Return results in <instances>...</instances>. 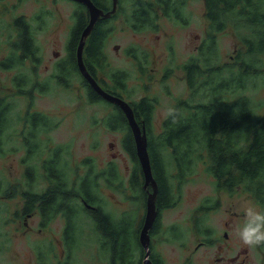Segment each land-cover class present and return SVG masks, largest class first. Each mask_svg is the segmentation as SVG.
Instances as JSON below:
<instances>
[{"label":"rangeland","instance_id":"rangeland-1","mask_svg":"<svg viewBox=\"0 0 264 264\" xmlns=\"http://www.w3.org/2000/svg\"><path fill=\"white\" fill-rule=\"evenodd\" d=\"M72 1L74 0H24L23 2L3 0L0 2V21L6 23L7 33L10 29L16 30L14 18L20 14L33 21L35 26L36 39L41 46V60L37 63L27 61L24 63L25 66L18 68V71L28 73L31 79L37 77L41 81H49V88L36 89L33 98L34 108L47 113L53 121H56L55 129L43 133V138L49 139V143L60 145L59 148L63 146V150L60 148V151L62 158H65L69 165L72 178L76 177L77 165L81 166L82 174L97 172L99 198L105 208L117 217L124 211L133 212L138 216L144 209L146 210V203L142 202L140 193L129 183L135 161L124 147L122 139L124 132L111 129L106 121L108 115L116 111V108L104 102L105 100L89 99L86 84L76 70L71 73V79L75 83L70 85L56 83L55 66L58 59L66 56L68 34L73 22L72 13L75 3ZM130 1L123 0V2ZM170 3L173 9L169 10V13H174L177 18L170 19L163 10L160 11L156 23L157 29L135 30L121 14L111 19L110 24L114 25V29L107 40L110 65L106 67L107 74L101 75L106 80V83L102 81L106 85L112 83L108 74L114 68H125L129 72V85L134 89V92L129 93L132 97L124 94L128 100L140 98L145 94L157 96L158 105L153 120L154 133L161 128L170 109L180 104L178 99L190 95L182 66L201 61L202 53H209L211 63L215 65L210 71L214 74L221 71L223 74H230L226 73L229 68L238 72L241 66L236 61V56L238 50L245 48L232 27L224 30L209 28L204 0H185V2L174 0ZM187 17L188 21L185 22ZM133 47L137 48L139 57L145 65L144 71H138L140 68L138 61L129 53V48ZM54 51L59 52L58 56H54ZM3 52H6V49ZM255 59L256 61L261 59L262 66L257 64V68L253 71L257 74L250 79L253 81L248 85L247 92L257 102V111L262 112L264 111V51L257 53ZM27 66H38V68L33 70ZM15 73V70L0 71L3 90L10 84V78ZM237 89L235 85L233 94L236 95ZM203 98L202 93L195 96V99ZM13 100L20 102V106L17 104L13 111L14 116L19 118L21 111L27 107L29 99L15 92L14 84ZM21 124L19 120L14 122L13 132L20 128ZM17 136L18 134L13 133V139L16 141ZM21 150L22 148L13 152V157L0 154V172L13 182V192L18 180H22L23 167L18 164ZM87 157L90 159L85 162ZM111 160H115V171L111 176L112 186H109L102 173L107 175L106 171L110 166L106 167V165ZM216 182V177L207 170L205 155V159L197 160L192 172L182 183L181 192L177 196L178 203L163 210V233L154 234V243L164 256V264H198L190 257L188 251V246L193 245L198 238V230L193 225L194 216L200 215L205 220L214 221L217 226L220 219H225L227 208L245 210L252 206L260 211V204L255 201L251 193L253 199L249 196L243 185L229 189L218 186ZM204 202L206 204L214 202L218 207L220 206V210L218 208V211L202 214ZM12 207L13 224L0 231V264H39L35 242L37 239L51 238V236L56 239L61 237L59 234L61 221L54 222L51 232L39 230L37 228L39 216L36 213L35 217L29 219L31 225L28 226L22 223L23 218L18 220V216L14 214V209L17 207L14 198ZM1 218L4 220L6 214L2 213ZM137 223L140 224L138 219ZM171 226L178 230L176 237L167 232ZM85 233L86 238L91 241L77 245L69 256L70 264H107L96 239L97 233L86 230ZM55 242L57 244V247H54L55 256L53 254L48 256L47 264H62L67 259L66 244L64 246L57 240Z\"/></svg>","mask_w":264,"mask_h":264},{"label":"trees","instance_id":"trees-1","mask_svg":"<svg viewBox=\"0 0 264 264\" xmlns=\"http://www.w3.org/2000/svg\"><path fill=\"white\" fill-rule=\"evenodd\" d=\"M157 1L138 0L137 2V0H131L123 2L120 0L119 2H123L126 19L135 24L138 22L140 26H146L154 25L152 10H157L159 3L162 6L167 5L163 9L164 11L169 12L173 9L170 2ZM110 3L112 2L107 4ZM205 3L210 27L214 30L232 27L242 46L245 47L238 50L236 56V61L239 62L241 68L238 72L229 68L226 73L230 74H223L222 71L214 74L213 71H210L206 74L205 80H201L196 75L201 73L199 62L208 65L209 70L215 67L211 63L209 53H202L201 61L190 62L187 65L188 81L193 90L192 99L182 100L179 107L164 119L163 131L160 134L151 130L152 118L147 119L149 122L147 125L149 130L148 151L152 172L159 188L157 206L159 212H162L165 208L178 203L177 196L181 192L182 183L192 172L197 160L205 159L206 155L207 170L216 177L218 186L232 189L235 186L243 185L258 200L262 212H264V111H257V102L247 92L248 85L253 81L250 79L257 74L253 73L257 64L262 66V60L256 61L255 55L264 51V0H206ZM86 24L88 23L85 18L79 19L76 26L72 27L67 41L68 48L73 53L72 57L75 60L73 67L77 71V49L81 32L87 26ZM104 24L105 22H102L94 29L86 48L87 64L94 73L96 70L91 62L98 63L100 67H103L101 46L105 35ZM17 25L19 26L17 33L19 36L25 37L23 46L29 50L35 49L37 44L32 40V28L29 24L24 23V16L18 17ZM21 42L22 39H20ZM66 72L67 70L61 68V75ZM207 84L208 91H205L203 87ZM235 85L238 88L236 95L233 94ZM201 90H203L205 98L195 99ZM91 94L93 93L91 92ZM152 110L153 104L147 103L146 112L149 116H151ZM33 117L36 119V114ZM120 121L128 127L123 115L120 116ZM124 144L137 159L136 141L131 132L124 136ZM89 159L87 157L85 162ZM110 167L113 168V165ZM106 172L107 175L102 173V177L112 183L110 171ZM96 175L97 172L94 174L85 173L82 176L84 182L81 184V191L86 193L91 189L93 193L99 195V177ZM143 179L144 175L137 166L132 174L131 183L136 188L135 190H140L145 194V189L141 187ZM62 189L65 199L64 209L68 215L71 208L78 207L72 198L74 186H69L66 182ZM60 191L61 188H58L51 194L49 203L43 200L39 205L40 209L44 210L47 206L53 207L54 205L55 209H58L60 199L58 193ZM31 193L34 197L32 203L26 208L27 210L32 209L36 205L38 196H41L35 191H31ZM86 197L91 200L87 194ZM202 206L206 207L207 204L204 202ZM160 223L158 216L153 227ZM97 224L100 229L98 242L107 264H132L139 259L141 255L139 227L143 223H137V216L133 212L125 213L122 219L115 221L107 209L100 207L97 213ZM76 247V240L72 235L70 240L66 241L67 259L62 264H70L69 256L72 255ZM45 249V247H37L39 264H47L48 252L53 253L51 248ZM156 264H163V262L158 259Z\"/></svg>","mask_w":264,"mask_h":264},{"label":"flooded vegetation","instance_id":"flooded-vegetation-1","mask_svg":"<svg viewBox=\"0 0 264 264\" xmlns=\"http://www.w3.org/2000/svg\"><path fill=\"white\" fill-rule=\"evenodd\" d=\"M3 0H0V2ZM24 0H16V2H23ZM71 1V0H70ZM114 2V0H91L96 7L101 10L103 13H100L98 16L94 27L92 28L91 32L89 33L85 47H84V63L93 77L97 80L100 86L105 89L106 91L121 97L125 101H127L131 107L133 108L135 118L141 127V129L149 135V130L147 125V119L152 118V122L150 124L151 130L154 129L153 120L155 117V110L158 105V98L155 95H142L140 98H133L131 101L125 97V93L129 94L134 92V89L129 85V72L127 69L122 67L114 68L109 74L108 77L112 79V83H106V80L101 77L103 73H106V67L110 65V56L107 50V40L109 35L113 32L114 25H111V19L114 18L117 14H121L124 20L129 23V25L135 29H157L156 23L157 18L159 16L160 11H162L165 6H162L161 3L158 4L157 10H152V17L154 19V25H146L140 26L138 22L136 24L133 21H129L125 17V13L123 11V2ZM174 0H163L161 2H173ZM75 3V7L73 9L72 18L73 22L70 27V32L72 27H75L78 20L81 18H85L87 23L89 24L91 18V10L87 3L74 0L72 1ZM108 2H112L107 4ZM155 2H158L155 0ZM160 2V1H159ZM185 2V0H182ZM206 2V0H204ZM116 4V5H115ZM108 15H104L108 13ZM163 13L168 16L170 19L177 18V16L168 11H164ZM169 13V14H168ZM205 13L208 20V25L210 28V21L207 16L206 10V3H205ZM168 14V15H167ZM24 16V23L27 25L29 24L32 28V40L37 44L35 49L29 50L23 46V36H19L18 29L19 26L17 25L18 17ZM3 18V17H2ZM188 21V17L185 18V22ZM102 22H105L103 25L105 27V35L102 42V56L101 59L103 61V67H100L98 63L91 62V65L96 70V73L89 68L87 64V45L89 40L94 32V29L99 26ZM14 23L16 26V30L10 29V32L7 33L5 31L7 29V25L4 21H0V71H7V70H15L16 73L12 74L10 78V84L2 89V83L0 82V154H8L13 157V152L19 151L21 148V156L19 158L18 164L23 167L22 169V180H18L17 186H15L13 192V182L8 178V176L4 175L0 172V231H4V228H9L13 224V207L12 202L14 198V202H17V207L14 209V214L18 216V220L23 218L22 223L26 225H31L29 219H32L37 214L39 216V221L37 228L39 230H50L55 221H61V230L59 234L61 237L57 239L54 236L51 238H41L37 239L35 242V248L37 247H45V250H49L51 248L53 253L48 252V256L52 255L55 256L54 247H57L55 240H57L60 244L65 246L66 241L70 240V237L73 235L74 239L76 240V244L78 246L82 245L83 243L90 242L91 240L86 238V232L95 231L97 233L96 239L98 240V233L100 229L98 228L97 224V213L100 207L105 208L103 202L100 200L99 195L90 191L84 193L81 191V184L83 181L82 174L80 172V165L75 167L76 177L72 178L69 173V165L65 158H62V151L63 146L59 148L60 145H54L49 143V139L43 138V133H49L55 129L56 121H53L49 115L45 112H42L36 108H34L33 98H34V91L36 89H48L49 88V81L48 80H39L37 77L35 79H31L28 73L18 71V68L22 67L25 62H39L41 60V46L36 39V29L33 24V21H29V19L24 15L20 14L14 18ZM86 24V25H88ZM85 26L84 28H86ZM83 28V29H84ZM85 30V29H84ZM82 30V32H84ZM81 32V36L82 33ZM6 34L4 37L3 35ZM15 34V35H14ZM14 35V36H13ZM27 35V33H26ZM25 35V36H26ZM70 33L68 34L69 38ZM22 42L20 43V39ZM81 39V38H80ZM68 41V39H67ZM208 43L206 44V46ZM202 48L204 46H201ZM6 49V52H3ZM58 51H54V56H58ZM129 53L133 55L140 66L138 71H144L145 65L142 59L139 57V52L137 51L136 47L129 48ZM73 53L71 50L66 48V56L64 55L60 59H58L56 63V83L57 84H66L70 85L75 83L71 79V73L73 70H76L73 67L74 59ZM78 67V73L82 78L83 82L86 84V90L89 99H97V100H105L104 102L110 103L114 108L118 107L116 111L112 112V114L108 115L107 123L111 129L119 130V132H124V136L131 132L133 135V129L130 125L129 119L127 117V113L122 109V107L114 102H110L106 100L103 96H101L97 90L93 87V85L88 81L87 78L84 77L80 65L79 59L77 55L76 61ZM185 66H182L185 72V78L187 84L190 89V95L188 97L179 98L178 100L181 102L185 99H192L193 90L190 87L188 81V74L189 70ZM201 73L196 74L198 78L201 80H205V76L207 73L210 72L208 65L204 64V62H199ZM25 66V65H24ZM28 67V66H27ZM29 69H37L38 66H31L28 67ZM64 68L67 72L64 75H61L60 70ZM77 71V70H76ZM69 72V75H68ZM107 74V73H106ZM167 75V73H165ZM103 81V82H102ZM13 84L15 86V92L19 95L27 97L29 99L27 107L21 111V117H15L13 114L14 109L17 107V104L20 106V102L13 100ZM106 87V88H105ZM205 91H208V84L203 87ZM91 92L96 95L94 96ZM199 93H202L204 96L203 90ZM198 93V94H199ZM129 97H132L129 94ZM205 98V96H204ZM147 103L153 104V110L151 116L146 112ZM179 107V105H175L170 111L167 113L164 119L168 117V115L175 109ZM120 108V109H119ZM36 114V119H34L33 115ZM123 115L126 118L127 125L123 124L120 121V116ZM45 119V120H44ZM20 121L21 127L18 128L16 131L13 132V123ZM44 120V121H43ZM116 121V122H115ZM164 121V120H163ZM16 127V126H14ZM157 134H160L163 131V123L161 128L157 130ZM13 133L18 134L16 137L17 141L13 139ZM124 141V137L122 138ZM125 147V144H124ZM127 152L131 155L132 159L135 161V165L132 168L129 183L133 189L131 183L132 174L135 172L136 167L138 166L141 169L142 174L144 175L142 165L140 159L138 157L137 151V159L133 157V155L129 152V150L125 147ZM66 151V150H65ZM64 151V152H65ZM9 152V153H8ZM114 161L111 160L107 163V166L113 165L114 168ZM152 165V164H151ZM113 168L109 167V171L111 176L113 175ZM68 183L69 186H74V190L72 191V198L74 202L78 205V207L71 208L68 215L66 210L64 209L65 199H64V191L63 187L65 183ZM109 186L111 185V181H107ZM158 184V183H157ZM141 187L145 189V194H143L140 190H135L140 193V198L142 202L147 204V198L149 192L153 191V186L148 185L145 187V177L142 180ZM61 188V191L58 193L60 199L58 201L59 208L55 209V205L53 207H46L44 210H41L39 205L42 203L43 200H46L49 203V198L51 194ZM140 189V188H138ZM31 191H35L36 193L41 194L38 196L36 205L32 208L27 210L26 208L32 203V199L34 195H32ZM86 194L91 200H88ZM37 195V194H36ZM252 195V194H251ZM249 196L252 198V196ZM254 197V196H253ZM53 198V197H52ZM253 199V198H252ZM255 201H258L254 197ZM52 200V199H51ZM157 203V202H156ZM259 203V202H258ZM177 204V203H176ZM57 205V206H58ZM175 205V204H174ZM221 205V202H220ZM44 206V205H43ZM260 206V211L262 212V207ZM158 208V206H157ZM220 210V206L218 207L217 204L214 202H209L206 207H204V211L202 214L211 211H218ZM166 209V208H165ZM169 209V208H168ZM108 210V209H107ZM111 214V217L115 221H119L123 218V215L127 213V211L122 212L120 216H115L114 213L108 210ZM162 211V210H161ZM163 212V211H162ZM162 212H159L158 208V215L160 218L161 223L156 225V227H151L149 229V236H150V245H149V254L147 255V248L141 243V255L139 259H137L132 264H146V260H149V264H156V260L164 262V256L160 252V249L154 243V234L163 233V222H162ZM5 213L6 218L3 220L1 218V214ZM36 213V214H35ZM146 210L144 209L138 216L137 219L140 223L145 221L146 217ZM23 215V216H22ZM225 219H220L218 221V225L216 226L214 221L205 220L200 217V215L193 217V225L198 230V238L193 245L188 246V251L190 252V257L194 258L198 264H264V246L260 247H253L249 248L242 244L237 236V227H241L244 221V210H239L237 208L231 207L225 210ZM243 216V217H242ZM157 219V218H156ZM243 220V221H242ZM17 221V220H16ZM72 225V226H71ZM143 225L140 228L139 232V239L141 236V231L143 229ZM76 226V229H75ZM175 226V225H173ZM171 226L167 232L172 234L174 237L178 235V230ZM173 227V228H172ZM53 233L57 234L55 230H52ZM95 240V239H94ZM212 248L210 251L209 249ZM37 254L38 250H37ZM47 261V258H46ZM39 262V257H38Z\"/></svg>","mask_w":264,"mask_h":264},{"label":"water","instance_id":"water-1","mask_svg":"<svg viewBox=\"0 0 264 264\" xmlns=\"http://www.w3.org/2000/svg\"><path fill=\"white\" fill-rule=\"evenodd\" d=\"M80 1L87 3L91 10L90 22L85 28L81 36L80 42L78 44V49H77L81 71L84 77L88 79V81L93 85V87L97 90V92L101 96H103L106 100L110 102L119 104L122 107V109L127 113V117L133 129V133H134V137L136 141L137 154L140 159L142 169L144 172L145 187H147L148 185L153 186V191L149 192L148 194L147 204H146V214H145L146 217H145L143 229L141 231V236H140L141 243L144 245V247L147 248V255H148L149 254L148 248L150 245L149 229L154 225V222L158 215V208H157L156 202H157V196L159 193L158 184L152 172V165H151V160H150L149 151H148V135L145 132V130L143 131L141 127L139 126L131 105L127 101L122 99L121 97L113 95L112 93L103 89L100 86V84L97 82V80L93 77V75L90 73V71L87 69L84 63V58H83L86 39L89 33L91 32L92 28L94 27V24L98 16L100 15V13H103V12L99 10L96 7V5L93 2H91V0H80ZM114 2H117V0H114ZM108 14L109 12L104 15H108ZM148 261L149 260H146V264H149Z\"/></svg>","mask_w":264,"mask_h":264},{"label":"clouds","instance_id":"clouds-1","mask_svg":"<svg viewBox=\"0 0 264 264\" xmlns=\"http://www.w3.org/2000/svg\"><path fill=\"white\" fill-rule=\"evenodd\" d=\"M244 213V223L236 233L239 240L249 248L264 246V212L249 206Z\"/></svg>","mask_w":264,"mask_h":264}]
</instances>
